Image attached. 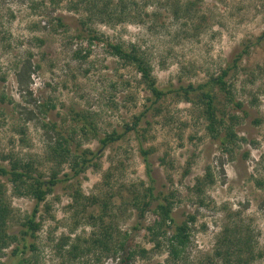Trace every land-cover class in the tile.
I'll return each instance as SVG.
<instances>
[{"label": "rangeland", "instance_id": "374dc122", "mask_svg": "<svg viewBox=\"0 0 264 264\" xmlns=\"http://www.w3.org/2000/svg\"><path fill=\"white\" fill-rule=\"evenodd\" d=\"M126 2L130 9L121 21L100 22L81 1L0 0V152L33 160L47 176L51 164L45 160L46 146L53 137L45 127L48 120L70 130L75 126L72 111L86 112L96 121L99 137L133 125L134 117L149 105L150 94L134 66L112 55L108 43L135 45L160 89L198 84L217 75L248 44L249 52L230 78L245 113L217 92L219 116L223 114L227 125L232 115L238 118L235 141L223 145L211 136L196 101L168 94L160 110L148 112L137 130L102 150L97 168L58 184L46 197L36 219L41 228L35 238H27L36 251L24 257L33 264H122L120 256L101 255L99 250L74 259L58 246L64 237L69 243L78 237L81 246L88 244L83 242L94 229L87 216L100 214L102 207L83 199L92 196L107 202L105 224L112 225L116 241L133 232L137 210L131 198L148 183L142 146L156 189L171 196L180 220L194 218L190 243L177 264H235L215 257L216 240L226 225L249 235L256 258L248 264H264V76H259L264 39L257 41L264 32V0ZM85 15H91L89 25L100 39L91 45L76 38L72 20ZM58 16L70 19L71 25L57 26ZM98 136L84 140L82 147L97 149ZM68 171L65 164L60 175ZM0 182L12 209L7 231L18 235L35 202L13 195L5 178ZM77 188L82 201L75 207L72 193ZM153 219L152 212H146L133 237L137 250L147 254L137 252L130 264H174L165 246L156 249L150 240L146 227ZM14 246L0 251L1 264H24L12 254Z\"/></svg>", "mask_w": 264, "mask_h": 264}, {"label": "trees", "instance_id": "16d2710c", "mask_svg": "<svg viewBox=\"0 0 264 264\" xmlns=\"http://www.w3.org/2000/svg\"><path fill=\"white\" fill-rule=\"evenodd\" d=\"M75 1L85 2L86 4H84L90 10H93L91 12L98 16L100 22H108L110 19L115 18L121 21L130 9L126 0ZM114 1H116L115 4ZM74 6L77 7V4H74ZM185 10H190V8L187 7ZM72 20L75 23V29H77L76 38H85L90 45L94 40H100L97 35H94V31L89 25L94 21L91 15H85L81 19ZM70 22L71 20L64 16L55 18V23L59 27L70 26ZM262 39H264V32L258 37L257 41ZM108 45L112 55L126 64L134 66L140 75L141 82L150 94L147 99L149 105L145 106L134 117L135 120L132 126L126 125L123 131H112L103 137L98 136L96 121L86 112L72 111V120L75 126L70 130L58 126L55 121L48 120L49 123L45 127L51 129L53 137L51 138L52 142L46 146L45 160L51 164L47 176L44 172L39 171L33 160L22 158L12 153L0 152V177L5 178L11 183L13 195L27 196L35 202L31 214L25 216L21 222L22 228L19 234L8 233V222L12 218V209L8 202L6 188L0 182V251L14 244L12 254L19 257L18 261L20 263L33 264L31 258L24 257L29 250L32 252L36 251L35 245L27 243V238H35L36 232L41 228L40 221L36 219L39 205L46 200V197L53 192L58 184L66 183L74 178L78 179L91 166L97 168V160L101 158L102 150L109 144L122 139L131 130H137L138 125L145 120L148 112L151 111L153 113L155 110H160L161 100L168 94L174 93L188 101H196L197 105L202 109V114L207 121V130L211 136L216 139L219 138L223 145L228 141H235L234 124L238 122V118L232 115L231 124L227 125L223 114L219 116V109L216 105L217 92H221L228 103H232L236 109L245 113L246 110L243 109L242 103L235 100L232 79L239 70L240 60L249 52L250 46L248 44H245L244 48L236 52L231 60L226 63L225 67L220 69L217 75H211L208 79L198 84L188 83L187 85H180L177 88L167 89H160L158 87L152 75L151 65L135 45L125 46L121 43H108ZM259 76H264V66L259 68ZM50 107L53 108L54 105L50 104ZM48 109V107L44 109L46 110L44 111L46 114ZM255 122L258 123L259 120ZM222 131L225 133L224 137L221 135ZM91 136L96 138L98 136L99 147L95 150L82 147V142ZM140 153L146 167L148 183L146 186L143 184V190L137 191L131 198V203L137 210V221L132 227L133 232L124 233L116 241L111 231L112 225L109 222L105 224V218L110 215L105 210L108 207L107 202L93 196L83 198L87 201V204L101 203V213L98 215L89 214L87 216V223L94 229L89 240L83 242V244L88 243L87 245L81 246L78 242V237L74 243H69L68 237H64L58 248L63 249L65 254L75 259L81 258L84 255V251L95 252V250H99V254L101 255H118L122 258V264H130L137 252H140L143 256L147 254V251L144 249L137 250V247L133 245V237L141 228L140 224L146 212H152L154 219L146 228L151 235L150 240L153 242L154 248L159 249L165 246L168 258L174 264L183 259V255L190 243V224L194 218L190 216L188 219L180 220L177 217L173 211L174 202L171 196L156 189L148 151L141 146ZM65 164L68 166L69 171L63 172L60 175L62 167ZM108 175L106 173V177ZM210 182L212 181L210 180ZM194 188L198 191L201 190L200 187ZM72 198L76 201L75 207L81 204L82 194L79 188L74 190ZM243 233L236 225L235 227L226 225L216 240L215 257L220 258L224 263L231 261V263L235 262V264H248L251 260H254L256 256L254 255L250 237L249 235L245 236ZM66 247L68 249H65ZM231 257H233L234 261H232Z\"/></svg>", "mask_w": 264, "mask_h": 264}]
</instances>
